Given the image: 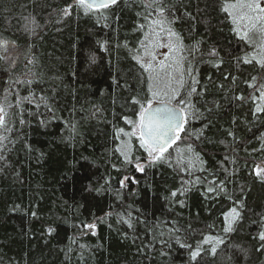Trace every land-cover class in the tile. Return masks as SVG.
Here are the masks:
<instances>
[{"label":"trees","instance_id":"1","mask_svg":"<svg viewBox=\"0 0 264 264\" xmlns=\"http://www.w3.org/2000/svg\"><path fill=\"white\" fill-rule=\"evenodd\" d=\"M74 2L0 0V70L13 68L14 78L31 80L18 90L21 96L35 97L34 103L9 110L14 131L8 133L12 143L6 161L0 162V264H264V250L258 251L264 247L258 238L264 231V183L255 174L257 167L264 168V147L257 139L264 133V114L253 117L259 103L253 97L259 93L248 87L252 76L264 77V70L242 62L256 52L238 39L220 10L234 0H172L180 17L174 30L185 46L199 43L197 88L206 89L194 98L201 116L187 127L192 133L203 129L195 147L207 170L191 176L174 165L177 149L189 142L186 137L169 149L172 167L161 162L144 173L125 164L115 151L128 140L133 156L147 158L135 136L116 139V129L133 131L124 120H136L140 110L132 98L147 95V74L133 59L143 38L137 30L143 22L137 15L143 11L138 0H119L89 15L74 7L61 18V10ZM29 19L40 26L35 35L25 31ZM4 48L13 50L10 58ZM213 48L218 55L209 57ZM158 54L161 59L167 52ZM8 78L0 77V103ZM16 91L14 87L8 96L13 105ZM36 112L41 115H30ZM20 119L26 123L21 125ZM209 173L227 181L224 192L206 191ZM125 176L127 187L121 188ZM196 176L203 182L182 184ZM89 186L101 191H88ZM15 205L20 207L13 211ZM234 207L240 219L234 231L224 233ZM128 212L132 228L120 221ZM92 223L93 230L81 227ZM173 228L191 249L176 244L174 235L170 248L161 244ZM205 237H220L224 243L213 254L212 245L203 243ZM197 245L201 255L191 261L190 251Z\"/></svg>","mask_w":264,"mask_h":264},{"label":"snow or ice","instance_id":"2","mask_svg":"<svg viewBox=\"0 0 264 264\" xmlns=\"http://www.w3.org/2000/svg\"><path fill=\"white\" fill-rule=\"evenodd\" d=\"M118 3L119 0H75L74 4H69L61 10V18L69 16L74 7L82 9L85 15H89L110 9L112 6L118 5ZM138 3L143 11L137 13V15L143 22L137 25V30L142 32L143 38L139 42V48L133 59L143 73L147 74V95L143 99L132 98V103L138 104L140 110L136 113V120H129L127 117H124V120L132 125L133 131L125 132L123 129H116V139L120 140L121 134L129 139L135 136L139 142L140 149L146 153L147 158L145 159L144 156L139 155L133 156L128 140H123L115 151L119 152L124 158L125 164L134 167L137 172L144 173L146 168L161 162H168L169 167H172L173 161L169 159L171 157L169 149L178 140H183L186 137L189 142L186 143L184 148L177 149V156L174 161L175 167L181 174L189 176L197 171L204 172L207 170L205 168L207 161L203 159L201 152L197 151L195 147V141H199L204 135L203 129L192 133L188 131L187 127L191 120L198 119L201 116L199 109L195 106L194 98L206 91V89L198 91L197 88L199 80L196 78L197 69L195 62L197 59L196 53L200 52L199 43L197 42L196 45L191 47L185 46L181 34L174 30L173 25L180 17L177 16L178 9L172 3V0H138ZM220 10L229 18L230 23L233 25L232 31L237 35L238 39L255 49L256 54L250 57L246 55L242 58V62L244 64L255 63L261 70H264V0H234V2L222 4ZM187 15L190 16V13ZM57 23H59V20ZM39 27L34 19H29L25 23V31L33 35L36 34V30ZM189 31H191V28ZM104 46L103 43L100 44L101 48ZM160 48H166L168 51L167 54L163 55V58L158 59L156 50ZM202 55L203 53H201ZM208 55L209 57H215L218 53L213 48ZM89 60L92 64L96 63L94 55H91ZM240 62L241 60L238 59L237 63ZM33 63L34 60L28 61V64ZM215 66L218 67L219 63ZM13 71V68L0 70V77L5 74L9 77L7 81L8 87L5 88L4 100L0 103V162L6 161L5 154L9 151V144L12 143L8 135V133L14 131L13 127L10 126L11 116L9 110L24 103L31 104L35 102V97L32 94L21 96L18 90L20 85H28L32 81L14 78L12 76ZM186 77L189 79H186ZM3 84L4 81L0 80V87ZM14 87L17 88L15 105L8 100V96L12 94ZM248 87L259 93L257 97H253L254 100L259 101L252 113L255 118L258 114H264V77L252 76ZM39 99L40 101H45V97H40ZM235 99L243 100L244 97L236 96ZM35 106L39 109L41 105L36 103ZM45 106L47 107L46 103ZM48 111L51 112L53 109L48 107ZM208 111H211V109H208ZM30 115L41 114L36 112L30 113ZM19 123L23 125L26 121L20 119ZM40 123L45 124L47 121L41 120ZM210 123L204 125V127H209ZM72 131H76L75 124L72 125ZM181 133H184V137H181ZM228 136H232L235 139L232 132H228ZM257 139L261 141L262 147H264V133H260ZM220 143L224 144V141L221 140ZM223 159L227 161L229 159L228 155H225ZM232 163H235V160ZM221 167H224L223 162H221ZM225 172H227V169H225ZM255 174L257 179L264 183V169L257 168ZM209 175L212 176V179L207 181L210 186L207 187L206 191L208 193L224 192L227 181L217 180L214 173H209ZM127 180H129L128 176L120 180L121 188L127 187ZM202 182L200 176H196L194 180H182V184H200ZM93 190L96 192L101 191L100 188L92 189L89 186L88 191ZM185 191H187V188L179 191V195H184ZM177 195V191L171 193L172 197ZM117 199H119L118 194ZM179 203L183 206L184 201L181 200ZM19 207V205H15L12 210L15 211ZM230 214L231 223L224 227V233L235 230L234 224L240 219L241 215L235 207L230 210ZM32 215L35 216L36 213L33 212ZM127 217L120 215V221L132 228V213L128 212ZM226 219H228V214H226ZM81 227L93 230L95 223L83 224ZM48 231L51 233L52 229L49 228ZM179 231L178 228L169 229V240L161 239V244L170 248V241L174 233ZM160 236L163 237L164 233L161 232ZM258 238L264 244V231L259 233ZM174 239L175 243L180 245V247L191 249L190 245L182 242L179 235H174ZM203 243L211 244V251L215 254L217 247L223 244L224 241L220 237H205ZM80 247L83 249L85 245L81 244ZM262 250H264V247L258 249V251ZM241 251L246 254V250L241 249ZM161 254L163 255L164 253L162 252ZM200 255L201 246L197 245L195 250L190 251V260L196 261Z\"/></svg>","mask_w":264,"mask_h":264},{"label":"rangeland","instance_id":"3","mask_svg":"<svg viewBox=\"0 0 264 264\" xmlns=\"http://www.w3.org/2000/svg\"><path fill=\"white\" fill-rule=\"evenodd\" d=\"M4 51H5V55L7 56V58H10V55H11V52L13 51L12 49H10V48H4L3 49ZM164 51H168L166 48H160V49H157L156 50V53L158 54V53H163ZM156 54V55H157ZM159 55V54H158ZM158 55H157V57H158ZM257 168H261V169H264L263 167H257Z\"/></svg>","mask_w":264,"mask_h":264}]
</instances>
